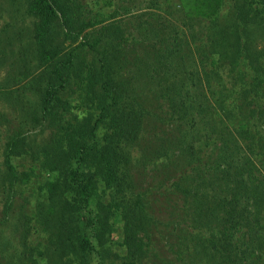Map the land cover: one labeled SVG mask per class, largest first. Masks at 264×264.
Here are the masks:
<instances>
[{
  "label": "trees",
  "instance_id": "obj_1",
  "mask_svg": "<svg viewBox=\"0 0 264 264\" xmlns=\"http://www.w3.org/2000/svg\"><path fill=\"white\" fill-rule=\"evenodd\" d=\"M138 2L0 0V264H264V0Z\"/></svg>",
  "mask_w": 264,
  "mask_h": 264
},
{
  "label": "rangeland",
  "instance_id": "obj_2",
  "mask_svg": "<svg viewBox=\"0 0 264 264\" xmlns=\"http://www.w3.org/2000/svg\"><path fill=\"white\" fill-rule=\"evenodd\" d=\"M121 2L125 4L124 1H121ZM144 4H146V3H144V0H139V2L137 3V7H135V8L131 7L130 8V13H133L135 11L136 12L137 11L138 12L143 11L144 10V6H145ZM3 6H4V9L0 11V28H1L2 24H3L2 21H1V19L8 20V18L5 17V15L9 11V7H7V5H3ZM106 9L107 10L108 9L110 10L111 7H107L106 6ZM121 16L122 15H120L118 13V14H115L114 15V18H119ZM0 111L3 112L6 115V117L9 116V118L11 120V125L9 127L12 126V129H14L15 126H16V123H18V118H17L16 112H14L12 110V107H9L7 104L3 108L0 106ZM3 128H5V127L4 126H1L0 127V130H2ZM44 134H45V132L43 133V136H45ZM4 136H5V132L0 131V143H2L4 141ZM140 180H142V181H140ZM140 180H139V182H140L139 183L140 184L139 186H140L141 190H143L144 188H147V201L149 203H151L152 206H155V201L154 200H155V197L157 198V194H156L155 190L152 189L153 187L151 186L152 184H154V182H153V180H154L153 175L150 174V171L149 170H144L141 173Z\"/></svg>",
  "mask_w": 264,
  "mask_h": 264
}]
</instances>
